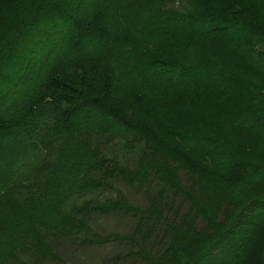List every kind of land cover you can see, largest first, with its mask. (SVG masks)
<instances>
[{"label": "trees", "instance_id": "obj_1", "mask_svg": "<svg viewBox=\"0 0 264 264\" xmlns=\"http://www.w3.org/2000/svg\"><path fill=\"white\" fill-rule=\"evenodd\" d=\"M101 2L0 19V203L58 200L31 215L33 264L74 245L107 247L99 264H264V0H165L146 30L165 50L136 64L84 18ZM92 52L104 65L87 77ZM107 214L127 230L90 229Z\"/></svg>", "mask_w": 264, "mask_h": 264}, {"label": "rangeland", "instance_id": "obj_2", "mask_svg": "<svg viewBox=\"0 0 264 264\" xmlns=\"http://www.w3.org/2000/svg\"><path fill=\"white\" fill-rule=\"evenodd\" d=\"M27 0H10L2 2L0 0V19L4 15L13 11L20 5H25ZM165 0H102L101 4L97 7L98 14L95 16L90 15L86 18L91 20L97 18L99 23L103 26L105 31L104 42L113 46V52H119L120 61L128 60L136 64L141 63L147 57L157 56L160 51H164L163 46L158 42L159 36L156 34L147 33V28L151 25V18L155 13H158L164 4ZM206 3L209 0H199ZM1 22V20H0ZM1 24V23H0ZM141 24V25H137ZM2 25V24H1ZM186 37V34L183 35ZM149 49L150 52L142 58L145 54L143 51ZM143 53V54H142ZM82 68H85L87 77L93 74V71H98L99 75L102 73L104 60L92 52L87 56L86 60L82 62ZM74 66L69 70L73 75H79V71ZM98 69V70H96ZM94 75V74H93ZM86 77V78H87ZM88 79L86 80V82ZM58 187L54 186L57 190ZM52 194H53V188ZM118 189L124 190L122 186ZM46 190H49L47 185ZM114 192H112L113 194ZM43 205L49 208L52 204L56 203V196L53 194ZM128 198L133 203H138L139 199L132 194V191L127 192ZM0 203V252L6 253L8 248L16 249V258L19 264H33L36 261V256L41 252L42 246L36 245L37 238L40 232L34 234L31 238V215L36 213H47L49 208L31 206V197H28L25 192L14 193L3 197ZM58 202V200H57ZM72 201H64L63 206L59 209L60 213L68 210ZM51 211V210H50ZM55 211L52 210L51 213ZM59 214V212H58ZM53 217L56 218L55 215ZM129 225L120 219H116L113 215H98L91 220L90 229L98 234L107 233H122L127 230ZM22 239L13 241L14 238ZM34 238V239H33ZM36 238V239H35ZM14 245H18L14 248ZM68 247V246H67ZM11 251V250H9ZM108 248L93 247L89 245H74L67 249L57 251L58 261L46 262L47 259L39 260L38 264H99L100 258L107 253ZM10 253V252H9ZM14 260H11L12 262ZM17 263V261H14Z\"/></svg>", "mask_w": 264, "mask_h": 264}]
</instances>
